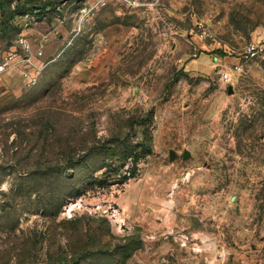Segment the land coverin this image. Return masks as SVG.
I'll return each instance as SVG.
<instances>
[{"label":"rangeland","instance_id":"obj_1","mask_svg":"<svg viewBox=\"0 0 264 264\" xmlns=\"http://www.w3.org/2000/svg\"><path fill=\"white\" fill-rule=\"evenodd\" d=\"M1 3L0 264H264V0Z\"/></svg>","mask_w":264,"mask_h":264},{"label":"trees","instance_id":"obj_2","mask_svg":"<svg viewBox=\"0 0 264 264\" xmlns=\"http://www.w3.org/2000/svg\"><path fill=\"white\" fill-rule=\"evenodd\" d=\"M3 5H2V3L0 4V7H1V9L3 8L2 7ZM49 7V5H36L35 6V10H37V11H39V10H42V12L43 11H45L47 8ZM152 115H153V111L152 110H150V111H148L147 112V114H146V116H145V118L144 119H141V121L142 122H145V121H147V120H150L151 118H152ZM134 121H135V119L133 120V118H130L129 119V121H128V124H130V125H133V123H134ZM10 218H11V216H9ZM67 222L69 223V224H73V225H71V227L69 226V228H71V232H73V233H78L79 232V230L81 229V227H80V224H79V221H78V219L77 218H75V219H70V220H67ZM68 228V229H69ZM70 230V229H69ZM43 232H39V236L42 234ZM37 235H38V232H36L32 237H37ZM67 235V234H66ZM82 235H84V234H82ZM68 236V235H67ZM30 238V237H29ZM28 237H27V239H29ZM26 239V240H27ZM30 240V239H29ZM28 240V241H29ZM85 243H84V245L83 246H81V249H79L80 250V252L79 253H77L76 254V256L77 257H79V258H81V257H83L86 253V248H85ZM98 250V252H100V253H104V252H111L110 250H101V249H97ZM67 249H66V247H64V248H62V247H60V250H58V251H52L51 253L48 251V252H46V255H47V257H48V260H47V264H68V261H67V256L65 255V254H67ZM81 256V257H80ZM74 260V258L72 259V261ZM77 262V261H76Z\"/></svg>","mask_w":264,"mask_h":264},{"label":"built area","instance_id":"obj_3","mask_svg":"<svg viewBox=\"0 0 264 264\" xmlns=\"http://www.w3.org/2000/svg\"><path fill=\"white\" fill-rule=\"evenodd\" d=\"M264 51V42L256 41L248 44L245 48V51L240 55L241 59L247 60L258 56ZM8 62L6 60H0V74L6 70L8 67ZM240 67L235 65L231 68L219 69L218 75L221 81L229 82L232 77L233 70H239ZM34 82V80H33Z\"/></svg>","mask_w":264,"mask_h":264},{"label":"water","instance_id":"obj_4","mask_svg":"<svg viewBox=\"0 0 264 264\" xmlns=\"http://www.w3.org/2000/svg\"><path fill=\"white\" fill-rule=\"evenodd\" d=\"M229 88V90H230V87H228ZM172 156H173V154L172 153H170V159H172Z\"/></svg>","mask_w":264,"mask_h":264}]
</instances>
